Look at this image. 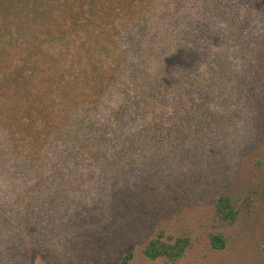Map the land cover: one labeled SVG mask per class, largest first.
<instances>
[{"label":"trees","instance_id":"obj_1","mask_svg":"<svg viewBox=\"0 0 264 264\" xmlns=\"http://www.w3.org/2000/svg\"><path fill=\"white\" fill-rule=\"evenodd\" d=\"M255 15L264 19V0H0V234L11 236L0 264H16L18 239L30 254L41 239H63L65 252L60 215L84 189L120 187L154 158L194 162L211 149V125L227 123L214 97L247 106L252 96L259 110ZM219 49L228 61L169 63ZM155 242L152 256L184 249Z\"/></svg>","mask_w":264,"mask_h":264},{"label":"rangeland","instance_id":"obj_2","mask_svg":"<svg viewBox=\"0 0 264 264\" xmlns=\"http://www.w3.org/2000/svg\"><path fill=\"white\" fill-rule=\"evenodd\" d=\"M255 18V29H264V19ZM224 44L235 46L223 40L219 47ZM255 49L264 62V37L259 34ZM236 55V67H246L244 55ZM221 56L228 61L219 49L202 57L180 53L169 63L206 59L204 65L216 64ZM255 69L253 77L259 73ZM214 98L227 123L218 132L211 125V149L192 156L194 162L154 158L152 166L128 175L120 187L84 189L73 197L83 202L60 215L66 251L63 239L51 244L49 237L30 254L18 239L11 247L16 264H122L127 256V264H264V104L257 110L252 96L244 97L247 106L243 98L235 99L241 103ZM16 101L10 98L8 106ZM221 196H227L229 207L221 204ZM10 237L0 234V241ZM157 239V247L182 241L184 249L152 256L147 252Z\"/></svg>","mask_w":264,"mask_h":264}]
</instances>
